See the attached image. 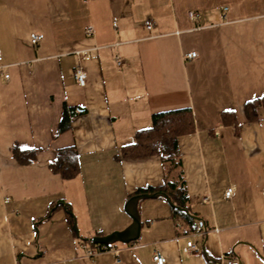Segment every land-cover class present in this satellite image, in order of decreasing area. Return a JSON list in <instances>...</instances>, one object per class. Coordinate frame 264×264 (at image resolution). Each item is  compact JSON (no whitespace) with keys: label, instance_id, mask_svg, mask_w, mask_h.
<instances>
[{"label":"crops","instance_id":"crops-1","mask_svg":"<svg viewBox=\"0 0 264 264\" xmlns=\"http://www.w3.org/2000/svg\"><path fill=\"white\" fill-rule=\"evenodd\" d=\"M0 52V264H156L154 251L164 264H264V0H0ZM180 109L194 121L177 144L198 221L175 218L162 197L127 204L164 174L159 156L121 149L152 115ZM13 145L35 161L17 163ZM66 147L79 174L62 180L49 163ZM129 212L138 239L88 260L89 239L133 236Z\"/></svg>","mask_w":264,"mask_h":264},{"label":"trees","instance_id":"trees-1","mask_svg":"<svg viewBox=\"0 0 264 264\" xmlns=\"http://www.w3.org/2000/svg\"><path fill=\"white\" fill-rule=\"evenodd\" d=\"M263 99H257L245 104L244 112L247 119L255 117L256 108ZM65 119L59 125V131L67 130ZM194 132V121L190 109L173 110L154 114L150 126L137 131L131 143L123 146L120 156L123 158H139L157 155L160 158L164 183L158 188L138 190V194L163 192L170 199L171 210L175 218L188 219L189 215L181 209H186L187 195L180 164V154L177 140L183 135ZM11 157L20 165H28L35 161L36 150H21L17 145L11 147ZM49 170L58 174L62 180H68L79 174L77 152L73 147H66L56 151V158L49 163ZM69 220L72 215L68 212ZM90 245H94L90 240Z\"/></svg>","mask_w":264,"mask_h":264},{"label":"built area","instance_id":"built-area-1","mask_svg":"<svg viewBox=\"0 0 264 264\" xmlns=\"http://www.w3.org/2000/svg\"><path fill=\"white\" fill-rule=\"evenodd\" d=\"M189 15L192 18L196 17V14L192 13V12L189 13ZM144 26L147 29H151V27H152L151 21H149V20L145 21ZM92 32H93L92 27H88L86 29V34L91 35ZM42 38H43V35L42 34H37V33H31L30 36H29V40H30V43L32 45L38 44L40 42V40H42ZM75 55L78 56L79 58H81V57L84 56V53L82 51H80V52H76ZM187 57L189 59L195 58L196 57V53L195 52H191L190 54L187 55ZM1 60H2V53L0 52V62H1ZM115 63H116L117 66H120L121 65V59L119 57H116L115 58ZM72 74H73V78L76 81V83L80 87H83L85 85V81H86L85 72L79 66H76L73 69ZM5 77L7 78L8 76L6 75ZM233 193H234V187H229L228 189H226V191L224 193L225 199H230L232 197ZM261 193L264 196V189H262ZM201 202L202 203H206L207 202V198H202ZM205 232L206 231H203L202 228L199 227V226L194 229V231L191 233V236H190L191 239L186 242L187 250L189 252H194V253L197 252V248L195 246L194 238L196 236L204 235ZM83 248L85 250V257L88 260H90L91 262H93V263H94L95 257L99 253L107 252V251L109 252V251L113 250V247L110 246V245H95L92 248H88V247H86L84 245ZM152 261L154 263H156V264H164L165 263V258L160 253H158L157 251H154L153 254H152ZM117 263H118V261H117ZM223 263L224 264H238L233 258L224 259Z\"/></svg>","mask_w":264,"mask_h":264},{"label":"water","instance_id":"water-1","mask_svg":"<svg viewBox=\"0 0 264 264\" xmlns=\"http://www.w3.org/2000/svg\"><path fill=\"white\" fill-rule=\"evenodd\" d=\"M157 197H162L163 199L166 200V202L170 205L173 206V204L171 203L170 199L168 198V196L163 193V192H155V193H151V194H138V195H134L133 197H131L129 199V201L127 202V204L133 202L136 203L139 199H145V198H157ZM184 213H186L187 215H189L188 211L186 209H181ZM128 215L130 216V218L132 219V229H131V234L133 236H129L126 234V232H112L109 235H106L104 237H94L89 239L92 243L96 244V245H109L111 243H122V244H127L130 242H134L138 239V234H139V230H140V221L139 218L137 216L136 213H128ZM190 217H192L195 220H199L198 218L189 215Z\"/></svg>","mask_w":264,"mask_h":264}]
</instances>
